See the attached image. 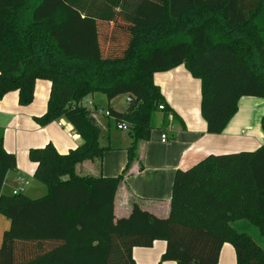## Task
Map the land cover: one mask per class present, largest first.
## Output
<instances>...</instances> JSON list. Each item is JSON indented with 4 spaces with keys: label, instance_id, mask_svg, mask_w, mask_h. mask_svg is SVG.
Returning a JSON list of instances; mask_svg holds the SVG:
<instances>
[{
    "label": "trees",
    "instance_id": "trees-1",
    "mask_svg": "<svg viewBox=\"0 0 264 264\" xmlns=\"http://www.w3.org/2000/svg\"><path fill=\"white\" fill-rule=\"evenodd\" d=\"M179 65L200 80L206 131L221 133L240 97L264 99V0H0V99L17 91L26 106L36 81L47 80L46 111L34 120L64 118L82 139L66 153L50 142L29 149L33 177L47 187L32 198L1 192L16 160L0 134V214L9 220L0 264H138L132 249L159 238L166 243L161 261L216 264L229 243L235 264H264V246L233 227L245 220L264 239L261 170L253 166L264 143L177 169L163 236L108 228L115 192L137 158L136 142L176 117L153 74ZM95 93L129 98L123 111L106 109L116 124H127L130 138L115 177L75 174L97 145L98 130L81 103ZM260 126L264 133V115Z\"/></svg>",
    "mask_w": 264,
    "mask_h": 264
},
{
    "label": "crops",
    "instance_id": "crops-1",
    "mask_svg": "<svg viewBox=\"0 0 264 264\" xmlns=\"http://www.w3.org/2000/svg\"><path fill=\"white\" fill-rule=\"evenodd\" d=\"M153 81L176 117L174 120L170 116L166 128L152 131L147 141L139 139L136 142L137 158L115 192L108 228L163 236L175 171L189 168L211 153L260 148L264 143V133L260 126V118L264 115V99L240 97L237 111L224 130L211 134L206 131V122L200 113L199 79L194 78L183 65H179L170 70L155 72ZM49 92L50 82L37 80L30 104L19 105L17 91H11L0 99V134L3 136L4 148L13 153L16 160L15 169L8 171L4 178L1 188L3 194L10 195L17 191L32 198L45 195L47 187L33 177L35 163L28 157L29 149L50 142L59 153H66L82 142L73 126L64 118L46 125H40L34 120L45 113ZM87 96L99 102L104 101L107 106L118 111L126 108L117 107L115 101L118 96L111 100L98 93ZM94 100L89 99L87 102V115L98 130L96 149L91 156L76 165L75 174L78 177H115L126 163V147L130 138H119L113 134L110 129V120L113 118L106 116L107 110L103 112L99 109ZM160 118L161 114L158 116ZM161 132L168 135L165 142L160 140ZM253 166L261 170L257 181L260 183V200L264 210V151L257 154ZM8 226L9 220L0 214V244L2 233ZM233 227L249 234L264 246V239L258 229L249 222L235 221ZM165 244V240L159 238L150 247H134L133 259L138 264H176L174 261H161ZM235 263L234 248L224 243L216 264Z\"/></svg>",
    "mask_w": 264,
    "mask_h": 264
},
{
    "label": "rangeland",
    "instance_id": "rangeland-1",
    "mask_svg": "<svg viewBox=\"0 0 264 264\" xmlns=\"http://www.w3.org/2000/svg\"><path fill=\"white\" fill-rule=\"evenodd\" d=\"M101 95V94H99ZM104 97V96H103ZM94 100L95 98L91 99V97L87 96L85 97L83 100H82V105L86 106L87 108L89 107V104L87 103L88 100ZM96 100V99H95ZM94 100V101H95ZM96 103H98V107L99 109L103 110V112L107 109V104L106 102L102 101V102H99L96 100ZM117 107L119 108H124L126 107L127 105V101H126V95H119L117 98H116V101H115ZM157 126L159 127L160 126V121L157 120ZM110 129L112 130L113 134L117 135L119 138L120 137H127L128 136V131H121V130H117L116 129V122L114 120H110ZM159 129L157 128L155 131H158Z\"/></svg>",
    "mask_w": 264,
    "mask_h": 264
},
{
    "label": "built area",
    "instance_id": "built-area-1",
    "mask_svg": "<svg viewBox=\"0 0 264 264\" xmlns=\"http://www.w3.org/2000/svg\"><path fill=\"white\" fill-rule=\"evenodd\" d=\"M128 100H129V98L127 97V101ZM162 108H163L162 105H159V109H162ZM105 114H106V116H110L107 111L105 112ZM59 124H61V123L59 122ZM116 127H117V129H120V130H128V126L125 123H117L116 124ZM167 139H168L167 133L161 132V134H160V140L162 142H165ZM16 192L17 191H15L14 193H16Z\"/></svg>",
    "mask_w": 264,
    "mask_h": 264
}]
</instances>
